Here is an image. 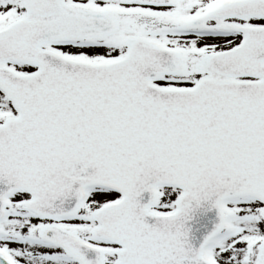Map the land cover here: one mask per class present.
Listing matches in <instances>:
<instances>
[{
    "label": "snow or ice",
    "instance_id": "1",
    "mask_svg": "<svg viewBox=\"0 0 264 264\" xmlns=\"http://www.w3.org/2000/svg\"><path fill=\"white\" fill-rule=\"evenodd\" d=\"M0 264H264V0H0Z\"/></svg>",
    "mask_w": 264,
    "mask_h": 264
}]
</instances>
